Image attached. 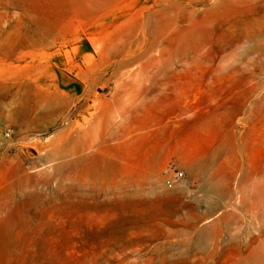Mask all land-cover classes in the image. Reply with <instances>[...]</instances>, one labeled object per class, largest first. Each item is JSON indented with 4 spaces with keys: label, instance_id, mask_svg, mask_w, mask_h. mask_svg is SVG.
<instances>
[{
    "label": "rangeland",
    "instance_id": "1",
    "mask_svg": "<svg viewBox=\"0 0 264 264\" xmlns=\"http://www.w3.org/2000/svg\"><path fill=\"white\" fill-rule=\"evenodd\" d=\"M261 260L264 0H0V264Z\"/></svg>",
    "mask_w": 264,
    "mask_h": 264
},
{
    "label": "built area",
    "instance_id": "2",
    "mask_svg": "<svg viewBox=\"0 0 264 264\" xmlns=\"http://www.w3.org/2000/svg\"><path fill=\"white\" fill-rule=\"evenodd\" d=\"M13 134H14V129L12 127H7L5 128L3 135L4 138L9 139L13 136ZM182 175L183 174L181 172L175 171L173 175L166 180V185L172 187L175 181Z\"/></svg>",
    "mask_w": 264,
    "mask_h": 264
},
{
    "label": "bare ground",
    "instance_id": "3",
    "mask_svg": "<svg viewBox=\"0 0 264 264\" xmlns=\"http://www.w3.org/2000/svg\"><path fill=\"white\" fill-rule=\"evenodd\" d=\"M259 251V250H258ZM261 255H263V254H253L252 256H251V258H254V257H256V256H259V258H260V256ZM255 260V259H254ZM261 261H264V260H261ZM246 262H248V261H246ZM246 262L245 261H242V262H240L239 264H246ZM251 262V261H250ZM256 262V261H255ZM262 263H264V262H262ZM248 264H250V263H248ZM261 264V263H260Z\"/></svg>",
    "mask_w": 264,
    "mask_h": 264
}]
</instances>
